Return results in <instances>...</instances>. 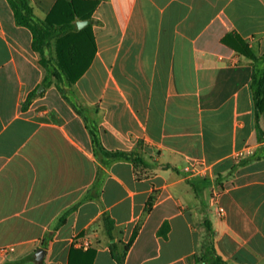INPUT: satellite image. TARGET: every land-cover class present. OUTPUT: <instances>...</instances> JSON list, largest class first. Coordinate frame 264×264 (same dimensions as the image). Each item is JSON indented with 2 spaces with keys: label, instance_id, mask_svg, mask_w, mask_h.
<instances>
[{
  "label": "crops",
  "instance_id": "1",
  "mask_svg": "<svg viewBox=\"0 0 264 264\" xmlns=\"http://www.w3.org/2000/svg\"><path fill=\"white\" fill-rule=\"evenodd\" d=\"M70 1L27 0L56 33ZM74 1L90 17L50 38L46 68L0 0V264H264V115L258 135L241 53L264 68V0Z\"/></svg>",
  "mask_w": 264,
  "mask_h": 264
},
{
  "label": "trees",
  "instance_id": "2",
  "mask_svg": "<svg viewBox=\"0 0 264 264\" xmlns=\"http://www.w3.org/2000/svg\"><path fill=\"white\" fill-rule=\"evenodd\" d=\"M8 2L13 10L16 23L28 28L31 31L33 36L32 48L33 50L39 52L40 62L46 68H49L50 63L45 59L43 49L44 47L49 45L50 38L56 36L57 34H61V32L70 31L74 29L75 15L83 18L90 17V13L81 15L75 9V1L71 0L69 2L70 6H73V10L70 11L71 15L69 16L68 21L59 27V32L56 33V29L54 27H51L45 21L34 16L31 7L28 5L27 0H8ZM92 3L95 4L96 1L94 0L92 1ZM241 53L253 60L252 74L250 80V90L252 93L256 131L258 135H261L262 131L260 130V127L258 125V120L261 115H264V68L259 64L260 57L254 56L246 46L244 47V49L241 50ZM52 69H53V74L59 77L61 70L60 67L53 66ZM91 135H92L93 147L95 151H100L103 155L110 158L128 159V160H132L133 162L137 161V158L133 156V153L121 152V151L110 152L104 150L103 147L96 140L93 132H91ZM70 210L71 208L66 210L62 216H64ZM62 219L63 217H60L59 221H62ZM104 222L107 230L110 231L112 227L111 221L106 217H104ZM207 229L209 230V227H207ZM135 235H136V230H134L128 245L134 239ZM211 251L214 252L213 248H211ZM215 262L222 263L221 260L218 258H215Z\"/></svg>",
  "mask_w": 264,
  "mask_h": 264
},
{
  "label": "built area",
  "instance_id": "3",
  "mask_svg": "<svg viewBox=\"0 0 264 264\" xmlns=\"http://www.w3.org/2000/svg\"><path fill=\"white\" fill-rule=\"evenodd\" d=\"M202 171H203V164L198 161L192 164H189L183 168V172L186 173V175L188 176L200 174ZM216 195H217L216 193H213L212 201L217 205L216 198H215ZM217 210L220 215H222L224 212V209L219 205L217 206ZM76 244L83 245L79 241H76Z\"/></svg>",
  "mask_w": 264,
  "mask_h": 264
},
{
  "label": "water",
  "instance_id": "4",
  "mask_svg": "<svg viewBox=\"0 0 264 264\" xmlns=\"http://www.w3.org/2000/svg\"><path fill=\"white\" fill-rule=\"evenodd\" d=\"M88 23H89V20H86V19H82V20H77V21H76V25H77L79 28L85 26V25L88 24ZM43 254H44V251H43L42 249H38V250L36 251V259H37V260L42 259Z\"/></svg>",
  "mask_w": 264,
  "mask_h": 264
}]
</instances>
